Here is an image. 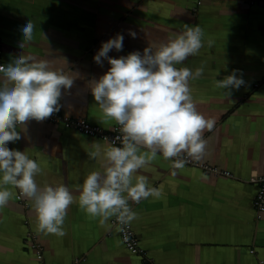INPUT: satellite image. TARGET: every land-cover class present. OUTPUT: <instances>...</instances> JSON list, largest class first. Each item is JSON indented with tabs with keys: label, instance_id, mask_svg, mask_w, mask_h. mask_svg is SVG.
<instances>
[{
	"label": "crops",
	"instance_id": "0c3cea01",
	"mask_svg": "<svg viewBox=\"0 0 264 264\" xmlns=\"http://www.w3.org/2000/svg\"><path fill=\"white\" fill-rule=\"evenodd\" d=\"M264 0H0V39L6 66L19 55L54 59L78 74L71 89L62 90L58 114L85 119L110 131L115 121H105L91 94L90 82L104 75L110 65L94 61L102 43L124 36L123 50L110 58L143 53L153 42H165L184 24L199 25L204 47L177 67L195 71L190 81L198 111L216 119L205 132L207 164L231 176L205 173L185 163L173 169L172 161L158 154L139 174L161 196L129 201L137 218L130 224L146 257L158 264H258L264 263V211L253 205L257 184L264 175ZM35 24L33 39L23 41L21 28ZM135 32L136 38L129 33ZM208 39L214 41L208 46ZM63 58V59H62ZM239 70L245 83L232 90L230 100L216 80ZM3 73H0V86ZM21 139L10 149L26 151L36 160L41 186L66 185L78 194L87 175L102 170L89 158L91 144L107 142L66 128L62 123L29 121L17 126ZM175 171V175H173ZM0 209V264H144L122 244L111 219L105 224L91 218L77 202L65 218V235L41 232L33 204L19 189ZM42 246L38 259L26 233Z\"/></svg>",
	"mask_w": 264,
	"mask_h": 264
},
{
	"label": "clouds",
	"instance_id": "9594fccd",
	"mask_svg": "<svg viewBox=\"0 0 264 264\" xmlns=\"http://www.w3.org/2000/svg\"><path fill=\"white\" fill-rule=\"evenodd\" d=\"M35 24L28 20L21 28L25 47L33 39ZM136 38L135 32L129 33ZM124 36L102 43L94 61L108 71L90 82L91 94L105 121H115L121 135L106 144L94 141L89 158L102 165V170L87 175L78 194L66 185L41 187L36 176L41 172L38 162L26 151L10 149L7 145L21 139L17 126L29 121H44L59 111L62 90L71 89L76 73L68 69L67 61L60 65L54 59H36L21 54L6 66H0L3 83L0 86V209L7 206L14 193H20L33 204L41 232L65 235L63 225L70 206L77 202L91 218H99L105 225L115 217L120 225L137 218L129 201L139 203L148 197L159 198L161 190L149 186V178L139 174L157 155L172 161L173 169L184 167L188 158L199 161L205 155V132H212L216 119L198 111L190 81L204 72L177 67L204 47V31L199 25L184 24L181 32H174L165 42L151 43L143 53L134 51L127 56L110 58L108 53L123 50ZM214 41L208 39L209 47ZM239 70L215 86L224 89L228 100L232 90L245 81ZM117 141L121 146H115ZM175 175V171L172 173Z\"/></svg>",
	"mask_w": 264,
	"mask_h": 264
},
{
	"label": "built area",
	"instance_id": "2783aa9c",
	"mask_svg": "<svg viewBox=\"0 0 264 264\" xmlns=\"http://www.w3.org/2000/svg\"><path fill=\"white\" fill-rule=\"evenodd\" d=\"M199 1L200 0H197V3ZM262 4H264V2ZM2 54H3L2 44H1V39H0V66H5L3 62ZM47 120L51 122H56V123L60 122L66 128H73L81 132L84 135L98 137L102 140H105V138H107L109 141H111V140H114L116 136L121 135L120 126L117 125L115 122H114L113 128L110 131H106L99 126L90 124L85 119L71 118L68 116H63L61 114H58L57 112L54 113ZM7 146L10 148V143ZM115 146L120 147L121 146L120 142L117 141ZM186 163L198 166L205 173L214 174V175L231 176L228 171H221L207 164L194 162L192 161L191 158H188ZM251 180L257 184V190L254 195L253 205L256 210L264 211V175L255 176ZM16 199L20 203H24L22 200V194L20 193L19 190L17 191ZM24 204L26 207V203ZM111 225L117 228L122 244L130 253L139 255L143 259L144 264H158V263H154L151 259H148L146 257V253L144 249L140 246L139 241L135 235V232L131 227V224L120 225L118 224V222H116L115 217H113L111 219ZM26 238L27 240H30L32 242V246L35 248L37 258L41 259L42 258V254H41L42 246L36 242V240L34 239V235L32 233L27 232ZM258 264H264V263L260 261Z\"/></svg>",
	"mask_w": 264,
	"mask_h": 264
}]
</instances>
